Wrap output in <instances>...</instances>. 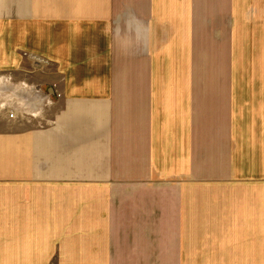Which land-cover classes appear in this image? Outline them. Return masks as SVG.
I'll return each instance as SVG.
<instances>
[{"label": "crops", "instance_id": "obj_1", "mask_svg": "<svg viewBox=\"0 0 264 264\" xmlns=\"http://www.w3.org/2000/svg\"><path fill=\"white\" fill-rule=\"evenodd\" d=\"M41 30L49 129L0 117V264H264V0H0V71Z\"/></svg>", "mask_w": 264, "mask_h": 264}, {"label": "rangeland", "instance_id": "obj_2", "mask_svg": "<svg viewBox=\"0 0 264 264\" xmlns=\"http://www.w3.org/2000/svg\"><path fill=\"white\" fill-rule=\"evenodd\" d=\"M49 32V30L33 31V35L27 40L28 47L30 50L40 51V56L36 58L33 54L27 55V52L23 53L22 57L26 59L28 63L26 69L15 71L12 67H6V69L0 71V77L8 76L11 78V82L9 83H0L1 89L13 92L14 86L26 84L28 86L40 88L45 96L51 100V96L47 91L50 88ZM6 98L9 99V96H6ZM12 104L17 106L15 101ZM50 108L51 105H42L36 117H32L30 112L26 110L13 120L27 122L28 124L35 123L39 128L48 130L50 123ZM1 116L4 117L3 115H0V117Z\"/></svg>", "mask_w": 264, "mask_h": 264}, {"label": "built area", "instance_id": "obj_3", "mask_svg": "<svg viewBox=\"0 0 264 264\" xmlns=\"http://www.w3.org/2000/svg\"><path fill=\"white\" fill-rule=\"evenodd\" d=\"M9 82H11L10 77H0V83ZM6 96H9V99ZM14 101L17 106L12 104ZM45 104L51 105V100L38 87L21 84L14 86L13 92L0 88V115H3L8 120L16 119L20 113L26 110L30 112L32 117H36L42 105L44 106Z\"/></svg>", "mask_w": 264, "mask_h": 264}]
</instances>
